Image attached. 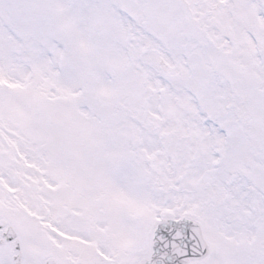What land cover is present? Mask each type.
Instances as JSON below:
<instances>
[{"label":"snow or ice","instance_id":"6c2138e0","mask_svg":"<svg viewBox=\"0 0 264 264\" xmlns=\"http://www.w3.org/2000/svg\"><path fill=\"white\" fill-rule=\"evenodd\" d=\"M0 264H264V0H0Z\"/></svg>","mask_w":264,"mask_h":264}]
</instances>
